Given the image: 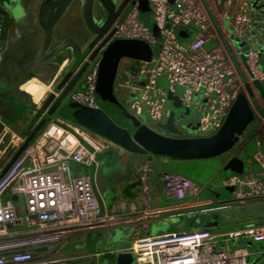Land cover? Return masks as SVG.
I'll return each instance as SVG.
<instances>
[{"label":"built area","instance_id":"1","mask_svg":"<svg viewBox=\"0 0 264 264\" xmlns=\"http://www.w3.org/2000/svg\"><path fill=\"white\" fill-rule=\"evenodd\" d=\"M148 1L151 18L161 36V49L156 60L144 62L131 71L132 80L139 77L144 80L126 108L135 117L145 110L150 120L162 123L170 113L166 106L168 95H177L180 86L183 106L198 115L197 134H214L223 125L237 96L244 93L240 90L252 82L241 58L242 51L234 41V37L245 39L249 30L248 0ZM7 18V9L0 0V44ZM114 27L110 41L127 38L158 44L156 36L140 18L136 1L123 21H117ZM193 30L197 31L195 37L182 44V39ZM212 40L217 45L208 50L206 44ZM256 58V51L250 50L248 64L253 70L257 68ZM98 71L97 59L85 72L82 86L72 91L69 98L87 107H100L96 98ZM163 77L169 83L167 90L159 81ZM251 91L257 112L264 117V101L252 85ZM247 98L256 117L253 100ZM0 127V151L11 148L13 155L25 137L12 131L1 119ZM114 148L119 147L65 119L52 120L44 126L0 178V264H46L51 254L41 251L42 246L60 243L75 233L109 228L115 223L133 225L137 264H257L248 261L247 248H233L231 241L241 237L249 242L250 238L264 240V223L224 234L213 233L209 228L161 235L150 233L151 220L165 213L176 211L183 215L192 208L212 210L210 207L215 205L212 199L195 202L193 199L199 197L201 186L179 173L163 174V190L169 198L192 199L189 204L154 207L150 168L144 165L141 167L142 209L121 199L110 211H103L95 183L100 166L97 156ZM259 158L260 169L250 167L225 179L224 185L233 187L232 202L264 201V156ZM7 162L0 164V172ZM87 170L92 171L93 177L85 173ZM6 194L23 198L24 215L18 214L12 199H5Z\"/></svg>","mask_w":264,"mask_h":264},{"label":"water","instance_id":"2","mask_svg":"<svg viewBox=\"0 0 264 264\" xmlns=\"http://www.w3.org/2000/svg\"><path fill=\"white\" fill-rule=\"evenodd\" d=\"M74 1L76 0L42 1L39 11V22L45 31V41L36 60L31 61L23 68L18 67L20 76L11 88L19 103L15 106L17 114L19 115L26 109H35L36 104L24 101L22 90V86L31 79L28 76L32 70L57 72L61 63L60 61H53V59L68 47L74 48L75 57L68 61L67 65H65L66 67L62 70L61 76L59 75L60 80L56 86L57 90H59L58 97L53 100L54 96L52 94L46 99L43 109L53 100L48 112L43 115L30 134L25 137L23 144L15 151L0 172V178L46 125V114L52 116L55 111L90 132L111 141L119 148L133 154H148L151 161L154 156L174 160L210 158L233 149L245 130L255 119L253 108L244 93H240L237 96L221 128L208 136H194L197 133L199 121L193 123L186 121V118H190L196 111L184 107L182 99L178 95L169 93L168 100L174 103V108L170 110L164 122L158 124V129H152L144 124L140 119L132 115L119 100L115 94V83L122 59L131 58L147 62H151L153 59V52L146 43L140 42L136 44V42L116 39L110 41L116 30L114 24L122 16L129 0H122L120 3L118 0H83L82 15L85 25L93 38L85 48L72 39L51 48L54 27L60 18L69 11ZM169 1L170 3L174 2V0ZM136 2H138L140 18L144 24L152 32L159 34L157 26L151 18L149 1L136 0ZM98 3L103 14L101 16L97 15L96 18L94 10ZM103 20L104 22H102ZM234 41L242 51L241 58L252 80L251 85L264 101V80L259 77L258 68H256V71L258 70L256 74L248 64L250 44L238 37H234ZM258 44L256 47H259L260 70L264 72V41L261 39ZM97 59L99 60V71L96 98L100 107L91 108L70 99L69 95L72 91L82 86L85 72L90 64ZM251 85L249 82L246 83L250 92H252ZM111 111L114 112L116 118L111 114ZM185 133L187 136L184 135ZM243 169V160L234 156L223 166V171L227 172V175L241 174ZM118 178L119 175L116 174L113 177V181L117 182ZM16 197V195L13 197V201ZM212 210L216 211L215 209ZM218 217V214L209 209L201 211L193 218L189 229L193 228L192 225L194 223H201L202 220L204 225L195 228H213L219 225ZM210 218L216 223H210L208 221ZM107 252L105 254L99 251L95 253L92 257V263L93 260H98L99 258H101V262H104L107 260L106 255L111 254L115 264H132V258L128 252L118 251L111 247L107 249ZM260 264H264V262Z\"/></svg>","mask_w":264,"mask_h":264},{"label":"crops","instance_id":"3","mask_svg":"<svg viewBox=\"0 0 264 264\" xmlns=\"http://www.w3.org/2000/svg\"><path fill=\"white\" fill-rule=\"evenodd\" d=\"M3 5L7 9L8 18L6 21L5 32L3 37V43L0 46V68L3 64H22L24 63L27 65L31 61L37 59L40 49L43 46L45 41V31L42 29L40 22H39V11L43 0H1ZM122 0H118L120 3ZM136 0H129L127 7L124 9V12H128L131 5ZM82 5L83 0H76L71 5V8L67 13H65L56 26L54 27V33L52 38V45L51 48L57 47L58 45L62 44L65 41H68L73 37L72 40L78 42L83 48L88 44L89 41L93 38L90 31L87 29L84 18L82 15ZM22 6V7H21ZM123 12V13H124ZM20 13H23L20 16ZM19 17V18H18ZM121 18V17H120ZM118 19V22L121 19ZM75 26L80 31H82V36L78 39L74 37L73 32L69 29L70 27ZM213 41V40H212ZM75 57V50L73 47H68L63 52H61L58 56H56L53 61H60V69L57 72L52 71H44L38 72L33 75L29 81H27L23 86L22 90L25 94V98H27L28 103L36 104L35 109H26L32 110L34 115L23 123L24 127L17 133L21 137H25L28 133L34 129L37 123L42 119L43 115L48 112L53 100L56 99L59 95V90H57L56 86L59 83L61 73L65 65H67L68 61ZM123 68V70H122ZM120 68L122 72H126L127 69V83L133 82L130 78V74L132 71L133 66H123ZM120 70V71H121ZM143 77H139L136 79L141 85L143 83ZM126 81V80H125ZM117 96L119 100L127 106L129 101L137 95L138 91L133 90V94L131 96L126 95V91L122 93L121 89V82L119 83ZM132 85V84H131ZM133 89V88H132ZM54 96L53 100L47 105L45 109H43V104L49 95ZM0 114V119H1ZM17 118L11 126L15 127L20 125V120ZM110 163L104 157L100 161V166L97 170V174L95 176V183L97 187V192L99 199L101 201L102 207L104 211H110L111 208L121 199H126L128 202H133L138 205V208L142 209L141 204V196H142V181H141V167L144 165H148L150 168V176L152 180V204L154 207H161L162 204L167 199H173L166 196L163 190V182L162 177L164 173L167 172H160L158 167L156 168L153 164V161L156 160L159 164L166 163L167 159L159 157H153L152 161L149 159L148 154H133L130 153L122 148H114L110 150ZM260 153V148L258 147V142L256 143V157ZM105 154V153H104ZM233 156V155H232ZM229 157L228 160H230ZM227 160V161H228ZM226 161V162H227ZM152 162V164H151ZM159 166V165H158ZM247 168L253 169H260V165L257 159H254V156L248 157L247 160ZM121 169H118V168ZM247 168H244L245 170ZM118 170V171H117ZM117 172L116 174L119 175V180L117 182L113 181L112 173ZM112 178V180H111ZM108 179L111 180V185H114L115 188L109 187V189L102 187L101 180L105 182V185L108 183ZM226 179V178H225ZM224 179V181H225ZM223 181V185H224ZM231 193L233 194V187H231ZM106 190V191H104ZM228 192V191H227ZM220 194V193H219ZM213 194L212 198L208 199H215L214 197H219L217 200H221L223 197L221 194ZM14 197V196H13ZM13 197L6 194L5 199L10 198L13 201ZM234 194L232 198H225L224 201H228V203L233 201ZM186 198L182 205L189 204L192 199ZM224 199V198H223ZM22 200V205L18 206V202ZM194 200V199H193ZM16 204V208L19 215L25 214V206L24 200L22 197H16L14 200ZM253 202V201H251ZM256 202V201H255ZM263 202L264 201H260ZM214 211V210H211ZM199 212L192 208L189 209V212L183 215H189L191 217H195ZM168 214V213H165ZM161 215L157 219H152L150 222V233L152 235H161L169 231H159L153 230L154 225L159 222H166L169 223L170 221L173 222V219L177 217L178 214L174 215ZM180 214V213H179ZM189 218L188 222L184 224L186 227L184 230L189 228L191 225L192 218ZM262 221V222H261ZM252 221L251 224L257 223H264V220ZM175 225L176 223L173 222ZM250 223V222H249ZM188 227V228H187ZM133 229V225H125L120 223H115L111 225L109 228H104L101 230H89L86 232L75 233L67 237L65 240L59 243V247L55 249L51 255H55L58 253L59 249L63 246H66L70 240H73L74 245L72 246V250L66 254H63L57 258H53V262H66L67 264H93L92 257L95 253H97V248L99 247L100 242L102 239L108 235H103L102 233L113 232V235H118L121 237L120 239L124 238L126 235L131 233L130 230ZM133 231V230H132ZM132 236V233H131ZM54 262V263H55Z\"/></svg>","mask_w":264,"mask_h":264},{"label":"rangeland","instance_id":"4","mask_svg":"<svg viewBox=\"0 0 264 264\" xmlns=\"http://www.w3.org/2000/svg\"><path fill=\"white\" fill-rule=\"evenodd\" d=\"M96 5L97 6H95L96 7L95 10L97 9V7L100 8L99 3ZM95 10H94V12H95ZM125 15H126V12H124L122 14V16L120 18L121 21H123V19L125 18ZM69 29L73 32L74 37H76L78 39L83 35L82 31H80L75 26H72ZM196 33H197V31L193 30L191 35H189L188 37L185 36L184 39H182L181 43L182 44H188L190 42V40H192L195 37ZM153 34L156 36V38L158 40V44H156V45H151V44H149V43H147L141 39L118 38L116 40L136 42V44L140 43V42L146 43L150 46V48L153 52V60H156L159 56V52L161 49V46H160L161 36L155 32H153ZM71 39H73V37H71ZM216 45H217V41L213 40V41H210L206 44V48L208 50H210L211 48L215 47ZM144 62H147V61L135 60V59H131V58H123L121 64L123 66L131 65L135 68L136 66L138 67ZM254 71L256 74L258 73V70L256 71V69H255ZM159 81H160V84L163 87V89L167 90L168 86H169L167 79L165 77H163ZM243 87H244V89H241L240 91L244 92L250 98V101H252L253 100L252 92H250V90L248 89L247 86H243ZM176 93L178 96H180L183 93V88L180 86H177ZM9 96L11 98H13L12 94H9ZM195 98L199 99V96H196ZM204 102L206 103V100H204ZM129 103H130V101H129ZM129 103L127 105H129ZM2 104H3V101L0 98V106ZM252 104H254L255 109H256L257 108L256 100H253ZM166 106L169 110H173L174 103L172 101L168 100L166 102ZM54 114L55 115H54L53 119H51L50 121L56 120V119H62L58 116V113L56 111ZM258 114L259 113L257 112V109H256V117H255L254 121L245 130L244 134L240 137L239 141L236 143V145L233 147V149H231L229 152H226V153L221 154L219 156L210 157V158H200V159H192V160H170V159H167L166 163H164V164H159V162H157L156 160L153 161L154 166L156 168L158 167L160 172L175 171L176 173L178 172L181 175L187 176V177L191 178L192 180H194L196 183H198L202 189H201L199 197H196L194 199L195 202L205 201V200H208V198H212V192H213V194H219V193L221 194V196L224 199L222 198L221 200H217V198H219V197H214L215 199H212V202H214L215 205L210 207V208L216 210L213 212H215L216 214L219 215V221H220L219 225L211 228V231L213 233L224 234V233H228L231 231L245 229L246 227L249 226V224H251L252 221L258 222L259 220L260 221L264 220V204H263V202H260V201L251 202L250 201V202L243 203V204L242 203H236V202L228 203V201H224V200H225V198H229V199L232 198L233 194L231 193V191L229 192V190H232V188L227 186V185L222 184L224 179L229 177L226 175L227 172L223 171V166L229 157H231L232 155H234V157H239V159L243 160L244 166H246L248 157L252 158L254 156V159H257L258 163H260L259 162V160H260L259 155L264 156V153H263L264 152V147H263L264 144L261 143V142L264 143V120H262L264 117L261 114H259L263 117L261 119L258 116ZM33 115H34V113L32 110L27 111L25 118L20 117L18 119L21 122L20 125L15 126V127L11 126L12 131H14L16 133L19 132L24 127L23 123L26 121V119L30 118ZM194 116H197L195 112H194ZM136 117L138 119H140L144 124L149 126L150 128L158 129V124H160V123H158V122L155 123L152 120H150V118H149V116L145 110H143L140 114H137ZM65 121H67V120H65ZM67 122H69V121H67ZM69 123L76 124L73 122H69ZM17 134L19 135V133H17ZM195 135H198V134L196 133ZM10 137L11 136H9V139L11 140ZM250 137H252V138L249 139ZM10 140H8V141L10 142ZM256 140L258 142V147L260 148V153L257 156V158H255L257 155V154L255 155V153H256ZM243 146H244V150H245L244 152L241 151V148ZM12 151H13V149H11V148H8L6 151H0V158H1L0 164L6 163L7 160L10 159L12 154L8 155V153H12ZM104 153L98 154L97 157H98L99 161H101L104 157H106V160L108 161V164H109L111 161V159H110L111 152L107 151ZM151 164H152V162H151ZM118 169H121V168L119 167ZM85 173H88L89 175H91L93 177V173L91 170H87ZM116 173L117 172L112 173L113 177L116 176ZM112 178H111V180H112ZM111 180L110 179L107 180L108 181V183L106 185L107 189H109V187L115 188L114 185H111ZM104 191H106V190H104ZM233 199H234V197H233ZM183 202H184V200L167 199L162 204H160V206L161 207L175 206V205H179ZM21 205H22V200H20L18 202V206H21ZM102 209L104 211L103 207H102ZM203 210L204 209L200 208L197 211L201 212ZM169 214H171V215L178 214L177 217L173 219V222H175L177 225H175L173 222L170 221L169 224L165 227V226H163L164 222H159L156 225H154V227H153L154 231L159 230V231H169L170 232V231L180 230V228L183 227L184 224L189 221L188 218L190 217L189 215H182L181 213L179 214V212H176V211L170 212V213L165 214V215L167 216ZM194 228L195 227H193L192 229H194ZM130 231L132 233V230H130ZM131 233H129L128 235H126L122 239H120L121 237H119L117 234L113 235V232L102 233V236L106 235V234H108V235H106L102 239V241L99 244V247L97 248V251L105 254V253H108L107 249L109 247H111L112 249H116L118 251H125V252L130 253L131 258H132V264H137V261H136L137 260V251L134 249V244H135L136 240L134 238H132ZM250 240L251 241L249 242V240H247L246 238L241 237L236 241H231V246L233 248L234 247L247 248L249 250V254H250L248 256V261L250 263H252V262H257L258 264L263 263L264 262V240H256L253 238H250ZM250 243H251V245H248ZM73 245H74L73 240H70V242H68L66 244V246L61 247L59 249L58 253L55 255H50V254L53 253L55 251V249H57L59 247L58 242L46 244V245L42 246L40 248V250L44 251L46 255H50L46 260V264H62L60 262H55V263H49V262L53 258H57L63 254L68 253L69 251H71ZM218 248H219V243L216 246V249H218ZM93 264H115V262H114V260L112 262V260L109 258H107V260H105L104 262H101V258H99L98 260L97 259L93 260Z\"/></svg>","mask_w":264,"mask_h":264},{"label":"flooded vegetation","instance_id":"5","mask_svg":"<svg viewBox=\"0 0 264 264\" xmlns=\"http://www.w3.org/2000/svg\"><path fill=\"white\" fill-rule=\"evenodd\" d=\"M248 4H249L250 27H249V30L247 31L246 38L241 39V40H244L250 44V47H251L250 50L256 51V53H257L256 64H257V68L260 72L259 77H261V79L264 80V72H262L260 70V53L258 50L259 47L258 48L256 47L259 45L258 43L261 39L264 41V0H248ZM97 9L95 10V16H97V15L101 16L103 14V12H101L102 10L98 7H97ZM102 22H104V20ZM19 62H21V64H19V65L18 64L13 65L10 63L3 64L0 68V98L3 101V104L0 106V114L2 115L1 120L4 123L8 124L10 127H11V124L14 122H9V121H11L12 117L17 114L15 106L19 104L16 97H15V94L11 90V88H12L14 82H16V80L20 76L18 73V67L23 68L26 66L24 63L22 64V61H19ZM120 65H121L120 68H122L123 65L122 64H120ZM120 68H119L117 78H116V83H115V94L117 95L118 86L120 85L119 83L121 82V89L120 90L122 91V93L124 91H126L125 93L129 97L133 94V90L134 91L139 90L141 84L136 80H134V84H133V82L132 83L129 82V84H128L127 83V79H128L127 72L128 71H127V69H125L126 72L124 73V72H122L123 68H122V70ZM38 72L39 71L32 70L30 72L28 78H32L33 75L35 73H38ZM9 94H12L13 98H11L9 96ZM23 95H24V101L28 102L27 101L28 99L25 98L24 92H23ZM8 98L11 100L10 102H8ZM27 111H29V110L22 111L18 115V118H20V117L25 118ZM187 120L189 122L196 123L198 121V115L197 116L192 115V116H190V118H188V119L186 118V121ZM30 132L28 134H30ZM184 135L187 136L186 133ZM194 136H196V135H194ZM197 136H199V135H197ZM10 154L11 153H8V155H10ZM101 183H102V187L106 188L105 182L103 180H101Z\"/></svg>","mask_w":264,"mask_h":264},{"label":"trees","instance_id":"6","mask_svg":"<svg viewBox=\"0 0 264 264\" xmlns=\"http://www.w3.org/2000/svg\"><path fill=\"white\" fill-rule=\"evenodd\" d=\"M4 25H6V23L4 24ZM4 32H5V26H4ZM182 34L183 33H179V35H181L182 36ZM3 37H4V34H3ZM3 43V42H2ZM2 44H0V46H1ZM134 69V67L132 68V70ZM11 100L8 98V102H10ZM120 113V112H119ZM111 114L115 117V114H114V112H112L111 111ZM54 115L55 114H53L52 116H50V115H48V114H46V117H47V122H46V124L51 120V119H53V117H54ZM121 115V117H123V115L122 114H120ZM58 116L60 117V118H62V119H65V120H67V121H69V122H73L72 120H69V119H67V118H65V117H63V116H61V114L60 113H58ZM18 118V114H16V115H14L13 117H12V120L11 121H9V122H14V120H16ZM116 118V117H115ZM73 123H75V122H73ZM45 126V125H44ZM44 128V127H43ZM42 128V129H43ZM253 137V136H252ZM252 137H250L249 139H251ZM247 141V140H246ZM246 143V142H245ZM256 143H257V140H256ZM4 146H5V143H4ZM253 148V147H252ZM243 149H244V146H243ZM255 149V148H254ZM245 150H243V152H244ZM149 156V155H148ZM150 157V156H149ZM156 159L157 158H159L158 156H154ZM170 160H174V159H170ZM248 166L246 165V166H244V168H247ZM245 171V169H243V172ZM170 172H175V171H170ZM176 173V172H175ZM178 173V172H177ZM242 174V173H241ZM226 175H227V173H226ZM231 175V174H230ZM230 175H227V176H230ZM191 217V216H190ZM189 217V218H190ZM209 217H210V215H209ZM188 218V219H189ZM192 218V220H193V218L194 217H191ZM192 220H191V223L190 224H192ZM208 221L210 222V223H212V224H214V223H216V221H213L212 220V218H210V219H208ZM217 221H218V224L220 223V221H219V217H218V219H217ZM168 224L167 223H164L163 224V226H167ZM177 225V224H176ZM204 225V222H203V220H202V222L201 223H194L192 226L193 227H202ZM189 227H190V225H189ZM186 227H182V229L181 230H184ZM188 228V227H187ZM189 229V228H188ZM209 229H211V228H209ZM106 258H109V259H111L112 261H113V256L111 255V254H107L106 255Z\"/></svg>","mask_w":264,"mask_h":264},{"label":"clouds","instance_id":"7","mask_svg":"<svg viewBox=\"0 0 264 264\" xmlns=\"http://www.w3.org/2000/svg\"><path fill=\"white\" fill-rule=\"evenodd\" d=\"M23 15V13H20V16H22ZM19 18V17H18Z\"/></svg>","mask_w":264,"mask_h":264}]
</instances>
